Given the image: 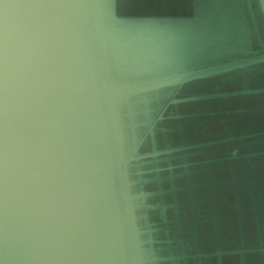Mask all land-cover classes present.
<instances>
[{"label":"water","instance_id":"obj_1","mask_svg":"<svg viewBox=\"0 0 264 264\" xmlns=\"http://www.w3.org/2000/svg\"><path fill=\"white\" fill-rule=\"evenodd\" d=\"M0 264H264V0H0Z\"/></svg>","mask_w":264,"mask_h":264}]
</instances>
